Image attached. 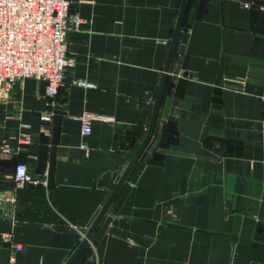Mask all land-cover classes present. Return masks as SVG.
Returning a JSON list of instances; mask_svg holds the SVG:
<instances>
[{
	"label": "crops",
	"instance_id": "0c3cea01",
	"mask_svg": "<svg viewBox=\"0 0 264 264\" xmlns=\"http://www.w3.org/2000/svg\"><path fill=\"white\" fill-rule=\"evenodd\" d=\"M182 1L70 0L88 22L69 31L56 98L35 78L0 89V235L24 246L16 264H66L84 239L146 135ZM242 1L189 0L153 137L73 264H264V0ZM20 161L48 186L15 189ZM11 253L0 239V262Z\"/></svg>",
	"mask_w": 264,
	"mask_h": 264
},
{
	"label": "built area",
	"instance_id": "2783aa9c",
	"mask_svg": "<svg viewBox=\"0 0 264 264\" xmlns=\"http://www.w3.org/2000/svg\"><path fill=\"white\" fill-rule=\"evenodd\" d=\"M242 4L247 8L252 5L247 0ZM70 7V0H0V89L8 91L17 83L35 78L45 81L46 97L50 102L56 98L66 83L68 68L75 64L68 54L69 31L88 22L87 18L73 14ZM75 84L87 89L96 87L85 79H77ZM41 118L50 121L52 113H45ZM94 118L89 112L76 117L81 122L84 137L92 133ZM23 126L30 127L27 123ZM20 141L30 144L31 138L25 136ZM81 148L89 155L86 141ZM3 150L11 153V143L5 142ZM13 180L15 189L49 184L47 178L32 176L23 161L16 164ZM10 200L14 201L12 197ZM0 239L12 249L8 262L0 264H16V252L22 251L24 246L14 241L11 232L2 233Z\"/></svg>",
	"mask_w": 264,
	"mask_h": 264
},
{
	"label": "water",
	"instance_id": "95a60500",
	"mask_svg": "<svg viewBox=\"0 0 264 264\" xmlns=\"http://www.w3.org/2000/svg\"><path fill=\"white\" fill-rule=\"evenodd\" d=\"M188 3H189V0H183L182 1L178 21H177V24L175 27L174 36H173V39L171 42V47H170V51L168 54V58H167V62H166L165 70H164V75L162 77V81H161L160 86H159V90L157 93V97L155 100L151 120H150L148 129H147L146 135H145L142 143L138 147V149L135 151L132 160L130 161V163L126 167V169L123 172L122 176L120 177L118 183L114 187V189H113L110 197L108 198L107 202L102 207L101 211L99 212L98 216L94 220L93 224L88 229L84 239L82 240V242L80 243L78 248L75 250V252L72 254V256L69 258V260L66 262V264H73L75 262V260L79 257V255L82 253V251L85 249V247L89 243L90 239L92 238L93 234L95 233L96 229L100 225V223H101L103 217L105 216L106 212L108 211L111 204L115 200L116 196L120 192L121 188L123 187V185L127 181L129 175L133 171L134 167L136 166L137 162L141 158L142 154L146 150L147 146L149 145V143L153 137V134H154V131L156 128V124H157V119H158L159 112H160V107H161L162 100H163L164 93H165V88H166L168 76H169V73L171 70L172 62H173L174 55H175L176 48H177V44H178V40H179L180 33L182 30V26H183L186 10L188 7ZM160 152L170 153V154H179V155H190V153H187V152L176 151V150L165 149V148L160 149ZM167 225L170 227H175V228H187V227H184L182 225H175V224H171V223H168ZM214 234H218V233H214Z\"/></svg>",
	"mask_w": 264,
	"mask_h": 264
}]
</instances>
